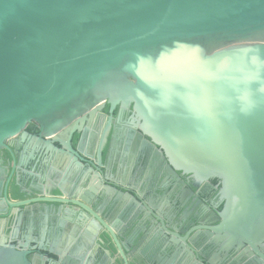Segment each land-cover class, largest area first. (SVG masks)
Here are the masks:
<instances>
[{"label":"water","instance_id":"water-1","mask_svg":"<svg viewBox=\"0 0 264 264\" xmlns=\"http://www.w3.org/2000/svg\"><path fill=\"white\" fill-rule=\"evenodd\" d=\"M106 104L110 114L119 107V117L132 107L137 145L167 162L170 174L220 181L216 225L184 235L155 217L169 237L163 250L174 260L185 253L180 264H215L241 250L246 264H264V0H0V150L30 123L44 144L62 133L70 139ZM68 143L58 150L66 162L92 166ZM98 183L86 186H101L121 212L139 207L128 188ZM4 198L7 210L35 202ZM70 204L98 224L84 226L82 238L118 253L112 264H144L126 259L136 239L112 213L87 209L82 197ZM205 246L218 252L194 260ZM49 251L61 261L63 252ZM28 254L0 239V264H34Z\"/></svg>","mask_w":264,"mask_h":264},{"label":"flooded vegetation","instance_id":"flooded-vegetation-1","mask_svg":"<svg viewBox=\"0 0 264 264\" xmlns=\"http://www.w3.org/2000/svg\"><path fill=\"white\" fill-rule=\"evenodd\" d=\"M118 111L119 107H116L110 114L106 104L91 121L86 120L81 130L74 132L70 139L66 133L57 135L55 139L43 137L44 141L50 142L49 145L38 141L37 125L30 123L25 128L26 136L7 139L5 145L8 149L0 150V239L4 238L6 243L18 249L27 250L32 263L93 264L91 255L99 244L96 240L88 243L82 238V233L84 226L97 228L98 224L81 208L70 204L81 197L88 206L84 207L89 209L97 204L112 213L114 225L133 232V239H136L133 254L144 264L158 262L155 249H159L161 255L176 264L186 259V254L181 253L174 260L171 250H163L169 237L164 232H157L159 224L155 217H161L169 227L176 228L184 235L188 232L196 234L197 227L217 224L223 205L219 195L220 181L210 179L207 183L198 182L191 175L179 171H175V176L170 174L166 169L167 162L148 149H140V144L137 145L132 107L120 117ZM110 117V127L103 136ZM84 129L87 132L82 139ZM66 143L72 149H80L91 156L92 166L83 163L77 167L66 162L65 155L58 153V150L66 152ZM99 149L101 166L96 161ZM94 173H98L99 177H94ZM81 177L87 180L86 183H78ZM98 181L100 184L116 182L128 188L139 198V207H130L121 212V202H109V196L101 186L92 190L87 188L86 185L93 182L99 184ZM58 189L75 196L76 200L66 198ZM5 192L10 203L35 202L25 210H7ZM61 233L67 237L63 244H60ZM176 239L181 242V238ZM195 239L201 243L205 235L198 233ZM27 242L28 247L23 248L22 245ZM50 249L57 254L63 252L61 261L58 255L50 253ZM80 250H83L82 253ZM70 251L72 260L67 261L64 256ZM241 251L221 253L213 262L246 264V253ZM217 252V247L205 246L194 260L202 262Z\"/></svg>","mask_w":264,"mask_h":264},{"label":"crops","instance_id":"crops-1","mask_svg":"<svg viewBox=\"0 0 264 264\" xmlns=\"http://www.w3.org/2000/svg\"><path fill=\"white\" fill-rule=\"evenodd\" d=\"M66 234L65 233H61L60 235V244L65 241L66 239ZM51 240V239H50ZM106 248L107 246L103 247V246H96V249L93 251V254L91 255V258L93 260V264L96 263H100V264H112L114 263V261L116 259H119L121 261L120 256L118 255V253H114L113 250L107 248L109 250V252H106ZM83 250H80V252L82 253ZM154 253L158 254V262L157 264H176L175 261L170 260L169 258L165 257L164 255L160 254V250L159 249H155ZM125 257L128 261H133L136 256L133 253L130 254H125Z\"/></svg>","mask_w":264,"mask_h":264}]
</instances>
